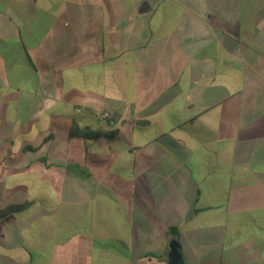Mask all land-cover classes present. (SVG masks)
Masks as SVG:
<instances>
[{
	"label": "crops",
	"instance_id": "obj_1",
	"mask_svg": "<svg viewBox=\"0 0 264 264\" xmlns=\"http://www.w3.org/2000/svg\"><path fill=\"white\" fill-rule=\"evenodd\" d=\"M23 205L0 264H264V0H0Z\"/></svg>",
	"mask_w": 264,
	"mask_h": 264
},
{
	"label": "trees",
	"instance_id": "obj_2",
	"mask_svg": "<svg viewBox=\"0 0 264 264\" xmlns=\"http://www.w3.org/2000/svg\"><path fill=\"white\" fill-rule=\"evenodd\" d=\"M72 137H82V138H86V137H90V136H92V137H94V138H99V137H101V135H98V134H87V133H85V132H83V131H77V130H75V129H73L72 131H71V134H70ZM25 205H23V206H15V207H11V208H8V209H6V210H3V211H0V219L1 218H3V217H5L6 215H8V214H10V213H14V212H20V211H22L23 209H25ZM173 235H176L175 233H174V230H173ZM173 242H175L176 244H177V246H178V251H179V253H180V249H179V244H178V242L177 241H173ZM169 254H170V252H169ZM180 255H181V253H180Z\"/></svg>",
	"mask_w": 264,
	"mask_h": 264
},
{
	"label": "water",
	"instance_id": "obj_3",
	"mask_svg": "<svg viewBox=\"0 0 264 264\" xmlns=\"http://www.w3.org/2000/svg\"><path fill=\"white\" fill-rule=\"evenodd\" d=\"M170 264H184L175 242L170 243Z\"/></svg>",
	"mask_w": 264,
	"mask_h": 264
},
{
	"label": "built area",
	"instance_id": "obj_4",
	"mask_svg": "<svg viewBox=\"0 0 264 264\" xmlns=\"http://www.w3.org/2000/svg\"><path fill=\"white\" fill-rule=\"evenodd\" d=\"M105 117H106V115H105Z\"/></svg>",
	"mask_w": 264,
	"mask_h": 264
}]
</instances>
